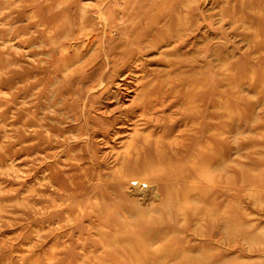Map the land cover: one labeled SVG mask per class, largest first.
Segmentation results:
<instances>
[{
    "label": "rangeland",
    "instance_id": "rangeland-1",
    "mask_svg": "<svg viewBox=\"0 0 264 264\" xmlns=\"http://www.w3.org/2000/svg\"><path fill=\"white\" fill-rule=\"evenodd\" d=\"M0 264H264V0H0Z\"/></svg>",
    "mask_w": 264,
    "mask_h": 264
},
{
    "label": "bare ground",
    "instance_id": "bare-ground-1",
    "mask_svg": "<svg viewBox=\"0 0 264 264\" xmlns=\"http://www.w3.org/2000/svg\"><path fill=\"white\" fill-rule=\"evenodd\" d=\"M106 24V23H105ZM94 37V36H93ZM92 38V37H91ZM184 95V100H186L187 102H188V104H189V106H191V107H193L194 105H193V103H192V101L190 100V98L189 97H185V95H187V93H184L183 94ZM201 100V99H200ZM202 102H204V99L202 98ZM226 104V103H225ZM145 109V108H144ZM143 109V110H144ZM228 120V119H227ZM152 148V147H151ZM202 152V151H201ZM146 162V161H145ZM167 162V161H166ZM165 162V163H166ZM155 167V166H154ZM76 171V170H75ZM50 179V178H49ZM50 182V181H49ZM52 187V186H51ZM63 190V189H62ZM74 190V189H73ZM108 204V203H107ZM169 209V208H168ZM74 215V214H73ZM82 217V216H81ZM140 256V255H139Z\"/></svg>",
    "mask_w": 264,
    "mask_h": 264
}]
</instances>
